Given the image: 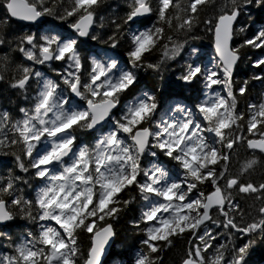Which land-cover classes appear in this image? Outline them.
Wrapping results in <instances>:
<instances>
[{
  "label": "snow or ice",
  "instance_id": "snow-or-ice-1",
  "mask_svg": "<svg viewBox=\"0 0 264 264\" xmlns=\"http://www.w3.org/2000/svg\"><path fill=\"white\" fill-rule=\"evenodd\" d=\"M252 2L253 0H229L231 8L218 17L215 25V48L219 62L214 65V69L219 71L189 64L185 74L179 77L186 83H192L203 76L206 88L223 85L227 91L228 99L216 93L215 97L209 96L196 106V111L207 123V127H202L196 121L195 113L191 109L177 106L175 111L181 113L182 118L162 120L155 125L158 130L152 131L146 125L152 122L157 101L150 93H144L134 103L127 105L122 115L116 118L113 109L120 104L121 95L136 82L133 71L121 70L119 75H110L117 67L115 61L103 63L93 60L89 80L82 82V61L76 40L61 41L58 36H51L44 37L43 43L37 44L34 35L20 38L19 51L24 54L26 60L37 64L52 60L68 62L70 70L63 76L62 83L72 94L85 100L87 107L65 108L69 100L58 91L60 85L44 79L33 109L29 111L21 108L23 118L11 123L13 138L9 140L7 135L0 138V147L22 145L24 155L31 160L30 167L36 170L35 175L46 181L34 202L39 210L38 216L35 217L32 215L33 201L15 196L12 180L0 186V223L14 218L5 199L7 195L12 197L11 205L17 207L21 213L32 219L54 221L59 225V229L41 225L38 235L28 234L31 237L29 243L15 248L17 255L4 256L0 259V264H77V237L81 230L92 234V246L85 264H100L105 245L114 235V231L112 224L98 227V222L106 218H118L123 208L131 203V200L122 199L120 193L133 187L139 190L141 198L149 205L142 215L143 221L149 224L143 230L145 239L142 241L147 246L148 253L141 254L136 264H156L160 257H153L151 253L170 247L174 237L183 238L185 233H191L192 237L196 238L200 226L211 219L210 209L213 207H218L224 215L226 228L230 227L245 235L258 229L264 231V219L240 227L230 215L231 212L238 211V206L228 203V210L225 211L228 197L217 184V179L223 177L224 172L217 173L212 166L223 161L221 167L226 171L229 156L201 134L214 133L215 137L219 138L217 142L229 150L236 143L231 131L226 130L233 129L234 125L239 127L237 121L243 118L236 112L237 97L232 87V74L240 59V48H232L230 41L234 23L241 15L242 8ZM101 3L102 0H73L72 7L66 9V15H80L76 23L69 26L80 36L88 35L95 8ZM214 3L215 0H189L188 5L181 8L174 0H159L158 20L172 27L175 19L179 21V29L190 32L198 21L200 8ZM256 3L257 6H264V0H256ZM6 8L11 17L30 22L52 12V8L42 4L25 3V0H6ZM170 8L179 9L184 15H170ZM152 11L149 0H133L131 11L124 23L127 24L136 17L150 15ZM120 27L121 25L117 24L116 30L119 31ZM164 31L163 27L153 26L132 35V47L127 55L133 68L146 65L148 68L159 70V65L146 64L145 54L152 51L157 39H164ZM110 39L113 41L112 47H116V38L113 36ZM168 39L171 40V37ZM3 42L0 40V43ZM25 44L31 47L25 48ZM244 46L264 48V30L259 31L254 38L246 40L240 47ZM164 47L167 48V45ZM176 51L178 47L173 48V53ZM262 65L264 59H259L254 64L257 68ZM0 67H3L2 63ZM19 71L21 75L14 79L11 87L22 91L26 90L33 75L37 78L42 76V73L34 72L26 66H20ZM253 78L264 79L261 76ZM2 79L3 76L0 75V80ZM246 87L247 81L239 89L240 95L245 93ZM250 107L257 108L256 105ZM257 117L264 118V103H261L258 111L252 115L248 124L249 133H252L258 123L264 122V119L258 121ZM105 120H110L113 128L97 140L94 149L90 150L87 146L74 147L76 137L72 133L77 128L91 130ZM9 121L8 112L0 113V132L8 127ZM129 140L131 143H128ZM42 141H46L48 146L34 156V150ZM149 147L158 148L164 156L175 161L183 169V180L170 181L168 171L157 164L148 168L142 167L141 159ZM248 147L264 152V139L248 140ZM70 154L69 163L65 157ZM151 155L155 156L156 153L152 152ZM16 160L22 172L29 170L21 156L16 155ZM257 163L256 159H252L246 162L243 170L247 171ZM53 165L59 166L61 170L53 171ZM141 176L144 177L143 182L138 179ZM207 180H211L214 192L207 196L201 192L199 196L203 199L191 198L189 194L198 184ZM234 186H238L242 193L264 190V184L257 188L251 183L240 184L236 178L229 179L227 188ZM152 197H157L163 202H152ZM260 212L264 215V208H261ZM198 239L203 247L194 245V251H189L184 264H221L223 253L220 249L216 250V255L206 258L204 253L212 245L204 242L203 236ZM189 243H192V240ZM250 247L251 241L240 247L231 264H242Z\"/></svg>",
  "mask_w": 264,
  "mask_h": 264
},
{
  "label": "trees",
  "instance_id": "trees-1",
  "mask_svg": "<svg viewBox=\"0 0 264 264\" xmlns=\"http://www.w3.org/2000/svg\"><path fill=\"white\" fill-rule=\"evenodd\" d=\"M26 1L52 8V12L43 15V21L40 24L26 25L10 19L5 9L6 0H0V40L4 41L0 43V58H3L0 59V63L3 64V67H0V75L3 76V79L0 80V113L6 111L10 116L8 127L0 132V138H3L4 135H7L9 140L13 138V133L10 131L11 123L23 118L21 108L29 111L33 109L45 78L60 85L58 91L69 100L65 108H68L70 104L83 107L86 103L85 100L72 99L69 90L62 83L63 76L70 70L67 61L53 60L49 64H37L25 59L24 54L19 51V47L21 46L20 38L26 35H34L37 44H42L44 37L51 36H58L61 41L76 40L77 51L82 61L80 72L82 82L89 80L93 60L106 63L107 57H112L117 65H128L137 79L121 95L120 104L115 108L113 114L119 118L127 105L134 103L144 93H150L156 97L157 101V109L152 122L146 125L152 131L156 129L157 123L167 119L169 109L175 103H182L184 107L194 112L196 106L208 99L210 91L215 88V85L206 88L203 76L198 77L192 83H186L179 77L185 74L189 64L199 65L202 69L207 66L213 55V28L217 18L231 8L229 0H215L214 4L201 7L198 12V21L190 32L179 29L177 27L179 21L175 19L172 22V27L159 22L157 12L159 0H149L153 11L148 17L127 24L124 23V20L131 11L133 0H102L100 6L95 8L94 23L85 38H79L70 31L69 25L74 24L80 15L79 13L71 17L66 15V9L72 7L73 0ZM174 2L179 3L181 8H185L189 0H174ZM169 14L183 16L184 12L170 8ZM114 21L115 23H113ZM207 21H211V23H207ZM117 24L121 25L119 31L116 30ZM153 26L165 29L164 39H157L156 46L151 52L145 54V58L146 64L159 65V70L148 68L146 65L133 68L127 55L132 47L130 33L137 28L145 31ZM241 29L243 30L241 31ZM261 30H264V6H257L256 0H253L251 4L242 8L241 15L237 18L234 26L231 42L232 48H240V59L232 74V87L237 97L236 112L243 118L237 121L239 127L234 125L233 129L226 130L231 131L232 138H236L233 148L229 150L219 143L220 151L229 156L227 170L225 171L221 167L223 161L212 166L217 173L224 172L223 177L217 179V184L228 197L225 211L228 210V203L238 206V211H233L230 215L240 227H246L253 222L258 223L264 219V215L260 212V209L264 208V190L255 193H242L238 186L227 188V181L232 178L238 179L240 184L251 183L257 188L264 184V156L261 153L248 150L246 147L248 140L259 138L264 133V122L258 123L252 133L248 131L252 115L258 111V106L264 103V79L253 78L255 76L264 77V65L259 68L254 66L256 61L264 59V48L240 47L246 40L254 38ZM113 36L116 38V47H112L113 41L110 37ZM168 37H171V40ZM165 45L167 48L164 47ZM23 46L31 47L26 44ZM174 47H178V51L175 53H173ZM20 66L30 67L34 72L42 73L40 78L32 76L25 91L11 87L14 79L21 75ZM115 71L116 68L113 69V72ZM245 81H247L246 91L240 95L239 89L244 86ZM251 105H256L257 108L253 109L250 107ZM262 119L264 118L257 117L258 121ZM109 125H112L110 120L107 125L94 133L87 129L77 128L72 133L76 137L74 147L87 146L90 150L94 149L99 134ZM239 137L243 139H238ZM47 146V142L42 141L34 150L33 155L35 156L37 152H41ZM152 152H155L156 155L152 156ZM16 155L21 156L25 166L29 169L27 172H22L18 167ZM252 159H256L258 163L244 171L246 162ZM153 163L164 167L174 178L184 173L175 161L164 156L158 148L149 147L141 159V166L148 168ZM30 165L31 160L24 155L22 145L0 147V186H4L9 180H12L14 195L33 201L34 205L42 179L35 175L36 170L32 169ZM16 177L21 179L17 180ZM138 179L143 182L144 177L141 176ZM214 189L211 180H207L198 184L197 188L189 195L191 197L203 192L206 196ZM120 197L124 200H131V203L123 208L118 214V218H106L104 221L98 222L97 225L99 227L110 223L115 234L114 243L104 264H136L138 256L148 253L147 246L142 243L145 239L143 230L149 226L142 219L147 203L141 198L139 190L135 187L120 193ZM5 199L8 201L9 211L13 213L14 218L0 225V253L6 252L10 256H15L17 255L15 248L22 245L24 237H28L29 233L38 235L42 221L32 219L21 213L17 207L12 206L11 196L6 195ZM38 212V208L34 205L32 215L38 216ZM210 217V221L198 229L196 238L192 237L191 233H185L183 238L174 237L170 247H165L157 253H151L153 257H160L156 264H182L188 258L189 251H194V245L199 244L203 247L198 239L200 236L204 237V242L212 245L204 253L206 258L216 255V250L219 248L223 253L221 264H231L233 258L237 256L238 249L251 241V247L245 254L242 264H264V231L258 229L245 235L230 227L226 228L224 226L225 217L218 209H213ZM91 237L92 234L86 231L78 232L77 264H84L87 259ZM190 240L192 243H189Z\"/></svg>",
  "mask_w": 264,
  "mask_h": 264
},
{
  "label": "water",
  "instance_id": "water-1",
  "mask_svg": "<svg viewBox=\"0 0 264 264\" xmlns=\"http://www.w3.org/2000/svg\"><path fill=\"white\" fill-rule=\"evenodd\" d=\"M25 3H28V2L25 0ZM5 9H6V13H7V15L9 16V18L12 19L13 21H16V22H19V23H24V24H27V25H33V24H39V23L43 20V16H41L40 18H38V19H37L36 21H34V22H30V21H24V20L16 19V18H13V17H11V16L9 15V13H8V11H7V8H6V4H5ZM147 16H149V15L136 17V18H134L131 22L141 20L142 18H145V17H147ZM93 21H94V20H93ZM217 21H218V18H217V20H216V23H217ZM75 23H76V22H75ZM216 23H215V25H216ZM235 24H236V22L234 23V26H235ZM92 26H93V23L91 24V26H90L89 29H88V34H89L90 29L92 28ZM234 26H233V27H234ZM70 30L73 31V32H76V30L73 29V28H71ZM77 34H78V33H77ZM78 36L81 37V38H84V37H86L87 35H86V36H80V35L78 34ZM232 38H233V36H232ZM231 42H232V40L230 41V46H231ZM212 48H213L214 55H215L216 58L219 60V57H218V55H217V53H216V48H215V26H214V28H213V44H212ZM50 62H51V61H47V62H45V63H50ZM234 68H235V67H234ZM233 71H234V70H233ZM70 95H71L74 99H76V100L79 99V97L75 96V95L72 94L71 92H70ZM85 107H87V103L85 104ZM114 110H115V109H113V111H114ZM107 121H108V120L103 121L101 124L97 125L96 128L91 129V130H89V131H90V132H95V131H97V130L100 129L102 126H104V125L107 123ZM260 139H264V135H261L260 138H258V139H250V140H260ZM246 146H247V148H248L249 150H252V151H255V152H259V153H261V154L264 156V152H261L259 149H252V148H249V147H248V141H247V143H246ZM70 155H71V154H70ZM66 158H67V157H65V159H66ZM212 192H214V190H213ZM212 192H210L209 194H211ZM209 194H208V195H209ZM206 196H207V195H206ZM214 208H218V207H213L212 209H210V213H211V211H212ZM202 211H203V210H202ZM209 220H210V219H209ZM209 220H206L204 224H206ZM6 222H8V221L2 222V223H0V225L5 224ZM204 224H202L201 226H203ZM201 226H200V227H201ZM114 240H115V234L111 237V239H109L108 243L105 245L104 253H103V255H102L101 258H100V264H104V263H105V261H106L108 255H109V252H110V250H111V247H112V245H113V243H114ZM91 246H92V237H91V245H90V248H91ZM89 250H90V249H89ZM88 253H89V251H88ZM87 257H88V255H87ZM84 264H85V263H84ZM182 264H184V261H183Z\"/></svg>",
  "mask_w": 264,
  "mask_h": 264
},
{
  "label": "rangeland",
  "instance_id": "rangeland-1",
  "mask_svg": "<svg viewBox=\"0 0 264 264\" xmlns=\"http://www.w3.org/2000/svg\"><path fill=\"white\" fill-rule=\"evenodd\" d=\"M133 33L138 34L139 32H137V30H134ZM65 41H66V40H65ZM110 61L112 62V59H110ZM213 66H214V64H213ZM213 69H214V67H213ZM124 70H128V68H127V67H124ZM128 71H129V70H128ZM45 79H46V78H45ZM43 80H44V79H43ZM48 80H49V79H48ZM42 83H43V81H42ZM41 87H42V86H41ZM219 94H220V93H219ZM220 96H221V97H224L225 99H228V98H227L228 96H227V94L224 93V91L222 92V94H221ZM213 97H215V95H214ZM71 107H75V108H78V109H85L84 107H78V106H71ZM71 107H70V108H71ZM198 117H199V118H198ZM181 118H182V117H181ZM195 119H196V121H197L198 123H200V124L202 125V127H205V124L201 121L199 114H198L197 116H195ZM172 120H173V119H172ZM112 128H113V127L110 126L108 132L111 131ZM108 132H106V134H107ZM201 134L204 135V136L208 139V141H209L210 143H214V144H215V147H217V148L220 150L219 144H218L217 139H216L215 137L210 136V133H209V132H202ZM102 135H103V134H99V138H100ZM60 170H61L60 168H58V169H53V171H60ZM169 180H170V181H177V182H180V181L183 180V177H182V178H177V179L169 178ZM45 183H46V182H45ZM192 198H193V199H195V198H201V199H202V197H200L199 194L193 196ZM153 202H156V203H162L163 201L160 200L159 198H156V201L154 200ZM193 215H195V213H193ZM44 226H52V227H56L57 229H59V227H57V226L54 225L53 223H51V224H44ZM61 231H62V230H61ZM25 243H26V242H25ZM4 256H8V254H7L6 252H2V253L0 254V259H2Z\"/></svg>",
  "mask_w": 264,
  "mask_h": 264
}]
</instances>
